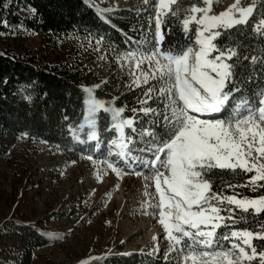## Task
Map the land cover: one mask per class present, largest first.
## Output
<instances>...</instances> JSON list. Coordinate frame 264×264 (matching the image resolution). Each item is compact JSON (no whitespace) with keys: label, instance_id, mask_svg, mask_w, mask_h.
<instances>
[{"label":"snow or ice","instance_id":"obj_1","mask_svg":"<svg viewBox=\"0 0 264 264\" xmlns=\"http://www.w3.org/2000/svg\"><path fill=\"white\" fill-rule=\"evenodd\" d=\"M85 3L94 7L88 0ZM212 4L213 0H198L187 6L180 0H156L155 14L149 18L150 25L155 21L154 38L150 35L134 41V47L119 51L115 57L118 64L123 62L130 68L132 85H147L139 100L140 108L131 111L133 116L137 112L151 115L152 123L138 129L134 118L122 116L123 107L114 106L117 97L105 102L94 97V88L85 87L87 140H96L95 147L100 148L101 140L95 131L97 113L103 110L110 114L115 138L108 141V156L113 155L115 148L118 159L98 161L92 155L84 158L97 165V181L109 169L117 180L126 174L142 177L144 195L148 197L143 206L158 209V223L168 241L166 260L170 252L176 251L180 264H264V250L257 252L251 243L253 238L264 239V230L233 228L242 219L233 218V206L244 213L250 209L254 214L264 212V195L238 198L236 193L224 195L223 191L212 190L217 169L234 174L237 169L244 174L254 173L249 181L253 190L264 187L257 185V181H264V88L251 93L242 91L235 71L241 58L250 65L259 62L264 67V57L238 51L239 41L227 43L218 39L227 29L249 24L254 4L240 6L236 0L218 15L211 14ZM112 11L96 7L99 18L116 27L105 16ZM192 25L194 32L190 35ZM173 27L183 31L187 42L179 47H165V35ZM251 31L264 37V18L251 23ZM152 32L150 26L149 33ZM102 40V36L96 38L94 51H100ZM142 65H147L146 69ZM149 101L155 102L156 107ZM125 129L130 133L126 134ZM28 135L21 132L18 139H27ZM72 136L74 141L85 143L76 132ZM119 161H123V167ZM222 185L231 189L240 186L223 181ZM150 188H154V194ZM260 227L264 229V224ZM44 235L61 238L51 233Z\"/></svg>","mask_w":264,"mask_h":264},{"label":"trees","instance_id":"obj_2","mask_svg":"<svg viewBox=\"0 0 264 264\" xmlns=\"http://www.w3.org/2000/svg\"><path fill=\"white\" fill-rule=\"evenodd\" d=\"M223 1L225 0L221 2ZM88 2L94 7L89 8L85 0H0V38L15 39L20 37L23 31H27L57 44L66 35H76L92 42H95L98 36H102L101 47L107 54L112 52L117 54L121 50L134 47V41L141 40V35L146 30L143 18L147 12L143 0H138L137 3L129 0L127 8H113L106 0ZM180 2L187 6L197 3L198 0ZM250 4H254V12L253 16L249 17V24L227 29L218 39L227 43L239 41L241 47L238 51L246 52L249 56L264 57V37H257V34L251 31V23L264 18V0H248L243 3L244 6ZM96 7L114 9L111 13L106 12L105 16L116 27L105 24L97 15ZM151 28L153 29L152 25ZM163 31L165 29L162 26ZM192 32L194 25L190 26L189 34ZM165 41V47L169 45L179 47L180 44L187 42V37L179 27H173L170 34L165 35ZM235 71L240 81L238 86L242 91L251 93L264 88V67L259 62L250 65L247 60L241 58ZM126 81V77H119L115 73L103 77L89 64H54L43 67L37 64L31 52L19 53L10 46L0 50V158L8 154L10 145L18 139L21 132H28L26 139L28 142L41 143V140H44L46 143L41 144L57 148L65 155L75 156L85 151H94L96 140H87L89 129L84 124L85 87L94 88V97L105 102L117 97L114 106L125 109L122 116L134 118V125L138 129L141 120L145 119L147 128L148 124L152 123L151 117L141 112L133 116L131 111L132 108H140L139 100L143 98L144 88L126 90ZM95 85L100 87L95 88ZM149 104L153 108L156 107L153 101H149ZM111 123L110 114L103 110L97 113L95 131L101 140L100 146L108 145V141L115 138V131L110 129ZM81 124L84 125L83 128L80 127ZM73 132H76L79 139L85 143L74 141ZM125 133L129 134L130 130L125 129ZM147 139L148 136L144 137V140ZM214 172L217 175L214 178L213 191H223L224 195L236 193L240 197L264 195V187L255 191L247 187L251 174L241 173L239 169L236 170V174L229 170L217 169ZM222 181L224 184L240 186L234 189L223 187ZM60 214L61 212H58L54 216L60 217ZM233 218H242L233 225L234 229H247L252 232L264 230L260 227L264 224V212L254 214L252 210L248 213L234 210ZM11 224L8 233L12 236V245L0 246V264H33L36 252L55 241L44 235L47 233L55 235L47 228L45 221L30 223L25 215L18 214L13 217ZM254 246L257 252L264 250V241H254ZM164 256L165 253L161 252V256L139 257L137 262L179 264L172 258L166 260ZM120 258L112 255L103 259L102 264H119L122 262Z\"/></svg>","mask_w":264,"mask_h":264},{"label":"rangeland","instance_id":"obj_3","mask_svg":"<svg viewBox=\"0 0 264 264\" xmlns=\"http://www.w3.org/2000/svg\"><path fill=\"white\" fill-rule=\"evenodd\" d=\"M131 1L137 3L138 0ZM221 1L213 0L211 14L218 15L236 2ZM247 1L239 0L240 6ZM106 2L113 8L129 6V0ZM155 3L156 0L145 3L147 12L143 20L146 30L141 40L150 35L154 38L155 21H151L153 32L150 34L149 18L155 14ZM94 45L95 42L76 35H66L55 44L27 31L15 39L0 38V50L10 46L19 53L31 52L40 66L89 64L103 77L114 73L126 77V90L146 89L147 85L142 84L139 88L132 85L134 77L130 74V68L123 62L118 64L115 53L107 54L101 45L100 51H94ZM141 67L146 69L147 65ZM148 116L152 120V116ZM84 124L87 125L86 120ZM142 126L145 128V119L141 120L139 128ZM135 143L137 147L140 145L139 138ZM108 147L104 144L92 152L71 156L57 148L28 142L24 138L13 142L8 154L0 158V246L12 245V236L8 231L13 217L22 214L30 223L45 221L47 228L61 237L39 249L33 264H80L81 261L102 264L103 259L112 255L121 257L119 264H138L139 257L165 253L168 241L164 239L163 229L158 223V209L143 206L148 197L144 195L145 181L142 177L126 174L117 180L109 169L107 175H102L97 181V165L84 158L85 155H92L98 161L104 158L116 161V149L113 148V155L108 156ZM119 163L123 167V161ZM262 184L264 181H257V185ZM247 187L251 191L261 188L253 190L251 184ZM154 191V188L149 189L153 194ZM234 210L242 211L233 206V213ZM58 212H61L60 217L54 216ZM258 240L264 241L253 238L252 245ZM221 243L228 245L229 242ZM168 258L180 264L176 251L170 252Z\"/></svg>","mask_w":264,"mask_h":264}]
</instances>
